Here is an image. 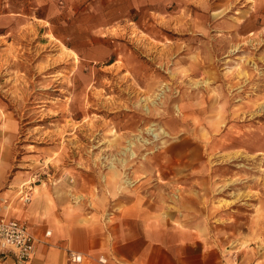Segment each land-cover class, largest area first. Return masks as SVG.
<instances>
[{
	"label": "rangeland",
	"instance_id": "obj_1",
	"mask_svg": "<svg viewBox=\"0 0 264 264\" xmlns=\"http://www.w3.org/2000/svg\"><path fill=\"white\" fill-rule=\"evenodd\" d=\"M216 1L0 0L11 173H114L170 206L194 190L230 248L264 240V4L231 25L206 15Z\"/></svg>",
	"mask_w": 264,
	"mask_h": 264
},
{
	"label": "crops",
	"instance_id": "obj_2",
	"mask_svg": "<svg viewBox=\"0 0 264 264\" xmlns=\"http://www.w3.org/2000/svg\"><path fill=\"white\" fill-rule=\"evenodd\" d=\"M194 4L204 6L206 0ZM263 4L218 0L206 15L231 25L251 17L257 21ZM227 32L247 36L252 30ZM8 126L0 127V213L29 226L35 252L27 264H264V240L230 248L232 242L208 232L194 190L185 191L178 205L170 206L161 194L138 192L140 185L121 188L114 173L99 178L101 174L80 172L71 180L66 174L53 184L31 186L29 201H23L19 192L28 189L32 176L28 169L11 173L17 127L12 122ZM70 253L80 255L81 261L72 262ZM0 264L16 263L12 256L0 255Z\"/></svg>",
	"mask_w": 264,
	"mask_h": 264
},
{
	"label": "built area",
	"instance_id": "obj_3",
	"mask_svg": "<svg viewBox=\"0 0 264 264\" xmlns=\"http://www.w3.org/2000/svg\"><path fill=\"white\" fill-rule=\"evenodd\" d=\"M27 190H20L23 201L30 199L31 184L26 185ZM46 235H49L47 232ZM35 252V239L30 232L29 226L25 221L8 218L0 213V255H10L16 264H27ZM72 262H80L81 256L69 254Z\"/></svg>",
	"mask_w": 264,
	"mask_h": 264
}]
</instances>
